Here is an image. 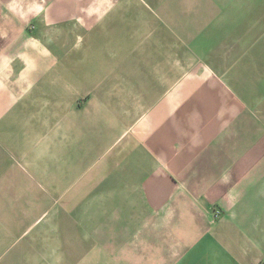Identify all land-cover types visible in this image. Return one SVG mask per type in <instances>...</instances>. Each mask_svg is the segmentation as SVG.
Listing matches in <instances>:
<instances>
[{"label": "crops", "instance_id": "crops-1", "mask_svg": "<svg viewBox=\"0 0 264 264\" xmlns=\"http://www.w3.org/2000/svg\"><path fill=\"white\" fill-rule=\"evenodd\" d=\"M0 264H264V0H0Z\"/></svg>", "mask_w": 264, "mask_h": 264}, {"label": "rangeland", "instance_id": "rangeland-1", "mask_svg": "<svg viewBox=\"0 0 264 264\" xmlns=\"http://www.w3.org/2000/svg\"><path fill=\"white\" fill-rule=\"evenodd\" d=\"M176 7H178V5ZM180 8L182 9V12H183V10H184L183 7L181 6ZM179 18L182 19L185 17H180V16H172L171 17V19H173L174 23L179 22L180 21ZM191 20L193 21V18H191ZM170 43H171L170 52H171V58H172V60H171L172 61V73L174 71V68H177L178 62L182 61L179 59V57H185L186 58L185 68H187V70L185 69L184 72L185 73L190 72L189 68H190V66H192V60H194L193 52H191L190 50H184V49H182L180 51V49L177 48L178 44H179L178 34L172 33V38L170 39ZM86 100H87V97H76V109L80 108L78 106H81L84 103H86ZM124 216L126 217L127 215H124Z\"/></svg>", "mask_w": 264, "mask_h": 264}]
</instances>
